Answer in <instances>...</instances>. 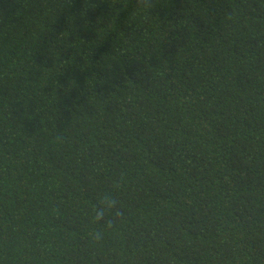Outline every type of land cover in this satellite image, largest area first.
<instances>
[{
    "label": "trees",
    "instance_id": "1",
    "mask_svg": "<svg viewBox=\"0 0 264 264\" xmlns=\"http://www.w3.org/2000/svg\"><path fill=\"white\" fill-rule=\"evenodd\" d=\"M0 264H264V0H0Z\"/></svg>",
    "mask_w": 264,
    "mask_h": 264
},
{
    "label": "clouds",
    "instance_id": "2",
    "mask_svg": "<svg viewBox=\"0 0 264 264\" xmlns=\"http://www.w3.org/2000/svg\"><path fill=\"white\" fill-rule=\"evenodd\" d=\"M115 203L116 202L114 200H111L110 198H105L103 201V206L97 210V215L95 219L97 221L102 220L104 216L107 214V212L110 211L115 206ZM96 238L99 239V236H97Z\"/></svg>",
    "mask_w": 264,
    "mask_h": 264
}]
</instances>
